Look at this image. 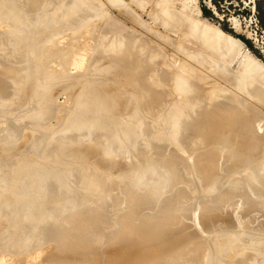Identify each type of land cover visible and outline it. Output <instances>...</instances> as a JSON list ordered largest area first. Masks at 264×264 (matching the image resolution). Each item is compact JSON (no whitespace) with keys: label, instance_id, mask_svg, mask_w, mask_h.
<instances>
[{"label":"rangeland","instance_id":"1","mask_svg":"<svg viewBox=\"0 0 264 264\" xmlns=\"http://www.w3.org/2000/svg\"><path fill=\"white\" fill-rule=\"evenodd\" d=\"M6 1H30L34 20L18 29L0 11V255L50 247L55 256L65 239L78 259L40 254L35 263L112 264L111 247L133 239L156 251L148 264H264V212L254 196L264 199V120L251 147L257 119L214 137L193 123L211 109L244 114L241 96L225 97L228 84L242 75L245 89L256 73L264 80V0ZM185 78L193 88L180 87ZM215 210L229 217H201Z\"/></svg>","mask_w":264,"mask_h":264},{"label":"bare ground","instance_id":"2","mask_svg":"<svg viewBox=\"0 0 264 264\" xmlns=\"http://www.w3.org/2000/svg\"><path fill=\"white\" fill-rule=\"evenodd\" d=\"M60 1V0H59ZM29 2V4H24V3H20L19 1L17 2V3H15V4H11L10 2H8V1H6V0H4V1H2V0H0V11H1V14H4L10 21H13V22H15V23H17L19 26H18V29L19 28H22V27H24V26H26L27 24H29L32 20H34L33 18H32V14L34 13V10L31 8V2L30 1H28ZM51 2V1H50ZM32 3H34V1L32 0ZM48 3V2H47ZM60 3V2H59ZM45 4V3H44ZM76 4V3H75ZM47 5V4H46ZM49 5H51V3H49ZM48 7V6H47ZM70 9V8H69ZM72 9V8H71ZM71 12H72V10H71ZM74 12V11H73ZM41 14V13H40ZM35 15H36V13H35ZM38 15V14H37ZM2 18H3V16H1ZM39 17V16H38ZM36 18V17H35ZM188 19V18H187ZM4 20V19H3ZM165 20V19H164ZM187 22H189V21H187ZM193 23V22H192ZM191 23V24H192ZM12 24V23H11ZM14 24V23H13ZM164 24V23H163ZM183 24V23H182ZM189 24V23H188ZM195 23H193V25H194ZM15 26V25H14ZM194 26H196V25H194ZM17 27V26H16ZM176 28V27H175ZM179 28V27H178ZM199 28V27H198ZM194 29H195V27H194ZM17 30V29H16ZM177 30V29H176ZM183 30V29H182ZM200 30H202V29H200ZM15 31V30H14ZM170 31V30H169ZM168 31V32H169ZM196 31V30H195ZM178 32V31H177ZM183 33H184V30H183ZM198 33H200V32H198ZM208 33H211V32H208ZM15 34V33H14ZM189 34H190V32H189ZM200 34H202V33H200ZM204 34V33H203ZM212 34V33H211ZM10 35V34H9ZM12 35V34H11ZM17 35V34H16ZM15 35V36H16ZM177 35H179V34H177ZM182 35H184V34H182ZM213 35V34H212ZM189 37V36H188ZM220 37V36H219ZM226 37V36H225ZM9 38H11V36H9ZM8 38V39H9ZM17 38V37H16ZM228 37H226L225 39H227ZM13 39H15V38H13ZM184 39V38H183ZM214 39H215V37H214ZM224 39V40H225ZM3 41H4V39H2ZM2 40H0V42L2 41ZM18 40V39H17ZM222 40V39H221ZM11 41V40H10ZM13 41V40H12ZM225 41H227L226 43H227V45L228 44H231V43H229L228 42V39L227 40H225ZM9 42V41H8ZM15 42H16V40H15ZM18 42V41H17ZM222 42H224L223 40H222ZM4 43V42H3ZM14 43V42H13ZM225 43V42H224ZM225 43V44H226ZM10 44H11V42H10ZM121 44V43H120ZM101 45V44H100ZM112 44H110V46L108 45V47L109 48H112L113 46H111ZM232 45H234V44H231V46ZM129 46V45H128ZM229 46V45H228ZM230 46V47H231ZM236 46H237V44H236ZM236 46H234V47H236ZM102 47V46H101ZM116 48H118V49H120V47H119V45H116L115 46ZM233 47V46H232ZM105 52V51H104ZM132 52V51H131ZM73 53V52H72ZM120 54V56H118V58L119 59H124V57H123V52L121 51V52H119ZM110 54H112V53H110ZM116 54V53H115ZM101 56V55H100ZM106 56V55H105ZM245 56V55H244ZM72 57H74L73 55H71V58ZM127 58V57H126ZM75 58H73L72 60L73 61H76V60H74ZM114 59H115V57H114ZM134 59V58H133ZM168 59V58H167ZM112 60V59H111ZM125 60V59H124ZM248 60L249 59H247V62H248ZM108 61H110V59L108 60ZM113 61V60H112ZM245 61V60H244ZM107 62V61H106ZM105 62V63H106ZM134 62V61H133ZM120 63V62H119ZM122 63V62H121ZM246 63V62H245ZM1 64V63H0ZM204 64V63H203ZM244 64V63H243ZM120 65H122V64H120ZM186 65H188V64H186ZM199 65V64H198ZM197 65V66H198ZM245 65H247V63L245 64ZM245 65H242V66H245ZM123 67H124V65H122ZM184 66V65H183ZM196 66V67H197ZM201 66V65H200ZM199 66V67H200ZM155 67V66H154ZM195 67V66H194ZM199 67H197V68H199ZM187 68H188V66H187ZM192 68V67H191ZM179 69H181V68H179ZM185 69V68H184ZM189 70H190V68H189ZM219 70V69H218ZM182 71V70H181ZM187 71H188V69H187ZM197 71V70H196ZM198 71H199V69H198ZM242 71H244L243 69H242ZM245 71H247L246 69H245ZM7 72V71H6ZM217 73H215V74H219L218 76H220V72L219 71H216ZM223 72V71H222ZM147 73H149V72H147ZM185 73V72H184ZM197 73H199V72H197ZM162 75H163V72L161 73ZM189 74V73H188ZM196 74V73H195ZM234 74V73H233ZM246 74V73H245ZM251 74V73H250ZM256 74H259V73H256ZM255 74V75H256ZM180 75H181V72H180ZM187 75V74H186ZM222 75H223V73H222ZM225 75V74H224ZM222 76L223 78L225 77V76ZM230 75V74H229ZM229 75H226V78L228 79L227 81L229 82V78L227 77V76H229ZM247 75V74H246ZM255 75H254V77H251L250 79H251V83H249L250 85L248 86V87H245V89L244 88H241L240 87V85L241 84H243V81H244V78H242V79H239L240 78V76H242V75H240L239 76V78H238V80H236V81H234V83H229L228 85H226V86H228V88L230 87V89H231V92L232 93H230V94H232V95H230V94H228L229 93V91H227V89L225 90V92L223 93V95H225V94H228V95H226L225 97L226 98H228V99H230V102L231 101H233V100H237V97H239V96H241V98H240V100H237L238 101V104H242L243 105V112H244V114L243 113H241V112H239V111H236V110H231V108H226V110H223V109H220V111L219 110H210V111H208V112H206L205 113V115H206V118L204 119L203 117H198L197 118V120L195 121V122H193L195 125H199V127L201 128V126L202 127H204L205 129L203 130V132L206 134V135H209V137H214L217 133H218V131H220L221 129H224L225 128V126L227 125V124H230V123H232L233 121H236V120H240L242 123H243V125H247V124H249V121L248 120H252V121H255L256 119L258 120V122L257 123H255V125H254V128L253 127H250V136H249V140H248V142H247V146H249V147H251L253 144H254V142H255V140H259V137H258V134L260 135V133H259V131H260V129H261V125H260V123L262 122V120H264V112H263V109H262V107L260 106V105H263L264 104V80L261 78H259V76H260V74L258 75V77H255ZM179 76V75H178ZM194 76V75H193ZM198 76H199V74H198ZM197 76V77H198ZM182 77V76H181ZM184 77V76H183ZM185 77H188V76H185ZM190 78H191V76H189ZM221 76L219 77V78H222ZM230 77V76H229ZM233 77V76H232ZM232 77H231V80H232ZM179 78H180V76H179ZM201 78V77H200ZM199 78V79H200ZM222 78V79H223ZM235 78H237V77H235ZM234 78V79H235ZM264 78V77H263ZM6 79V78H5ZM138 79V78H137ZM192 79V78H191ZM191 79H188L189 81H186V78H185V82L183 81L181 84H179V85H181L180 87H183V89L184 88H186V87H190V88H187V90L188 89H191V87L193 88V83H192V81H190ZM222 79H220V80H222ZM179 80V79H178ZM196 80H198V78L196 79ZM224 80H225V78H224ZM176 81V80H175ZM174 81V82H175ZM226 80H225V82L224 83H226L227 82ZM257 81V82H256ZM136 82V81H135ZM196 82V81H195ZM223 82V81H222ZM227 82V83H228ZM197 83V82H196ZM225 85V84H224ZM260 85H262L263 87H261ZM140 86V85H139ZM179 87V88H180ZM197 87V86H196ZM215 87H217V86H215ZM143 88V87H142ZM238 91V89H241L245 94H243V92H237L236 91V93H237V95L235 94V89ZM139 89V88H138ZM143 89H145V88H143ZM219 89H220V87H219ZM185 90V89H184ZM222 90H223V88H222ZM144 91V90H143ZM213 91H216V93H218V92H221V90H218V88H214V90ZM140 93V92H139ZM144 93H146V89H145V91H144ZM153 93V92H152ZM184 93V92H183ZM182 93V94H183ZM242 93V94H241ZM141 95V94H140ZM82 96V95H81ZM209 96L210 97H213L214 96V94H213V92L212 93H210L209 94ZM93 100V99H92ZM263 103V104H262ZM149 104V103H148ZM13 105V104H12ZM83 105V104H82ZM86 106V105H85ZM216 106V105H215ZM214 106V107H215ZM229 109V110H228ZM99 111V110H98ZM231 112V113H233L234 115H233V117L231 118V119H227L226 121H223V115H224V113H226V112ZM85 113V112H84ZM83 114V113H82ZM203 114V113H202ZM99 115V114H98ZM199 115V114H198ZM204 115V116H205ZM81 118V117H80ZM21 119V118H20ZM83 121V120H82ZM77 122V121H76ZM85 122V121H84ZM70 123V122H69ZM81 124V123H80ZM74 125V124H73ZM76 125V124H75ZM96 126V125H95ZM191 126H192V124H191ZM260 126V127H259ZM78 127V126H77ZM83 127V126H82ZM99 127V126H98ZM63 128V127H62ZM241 128V127H240ZM83 129V128H82ZM97 129V128H96ZM66 130V129H65ZM93 131V130H92ZM229 131V130H228ZM91 132V131H90ZM261 132V131H260ZM261 134H263L264 135V133H261ZM257 136V138L258 139H256L255 137ZM125 137V136H124ZM260 138H261V136H260ZM262 140V139H261ZM48 141V140H47ZM76 144V143H75ZM73 146V145H72ZM72 148V147H71ZM115 154V153H114ZM128 155V154H127ZM203 157V156H202ZM154 158V157H153ZM212 158V157H211ZM208 159H210V158H208ZM204 160V159H203ZM157 161V160H156ZM215 161V160H214ZM55 162V161H54ZM202 162H204V161H202ZM49 163V162H48ZM59 163V162H58ZM64 163V162H63ZM210 163H211V161H210ZM50 164V163H49ZM66 164V163H65ZM69 164V163H68ZM200 164V163H199ZM25 165H27V164H25ZM29 165H31V164H29ZM29 165H27V166H25L26 167V169L27 170H29L30 171V169H29ZM34 165H36V164H34ZM33 165V166H34ZM37 165H41V164H37ZM21 166V165H20ZM50 166H51V164H50ZM172 166V165H171ZM17 167H19V166H17ZM22 167V166H21ZM20 167V168H21ZM24 167V166H23ZM28 167V168H27ZM31 167V166H30ZM35 167H37V166H35ZM42 167V166H41ZM46 167H48V166H46ZM53 167V166H52ZM20 168H18V169H20ZM31 168H33L34 169V167H31ZM43 169H44V167H42ZM49 168V167H48ZM73 168V167H72ZM209 168V167H208ZM23 169V168H22ZM21 169V170H22ZM52 169V168H51ZM25 170V169H24ZM36 170V169H35ZM17 171H19L20 173H21V171L20 170H17L16 169V173H17ZM23 171V170H22ZM28 171V173H30ZM46 171H48L47 169H46ZM61 171V170H60ZM44 172V171H43ZM56 172H57V170H56ZM64 172V171H63ZM66 172V171H65ZM69 171H67V173H68ZM170 172V171H169ZM23 174L25 173L26 174V172H22ZM36 173V172H35ZM34 173V174H35ZM48 173V172H47ZM47 173H45V175L47 174ZM54 173V172H53ZM130 173V172H129ZM254 173H256L255 171L252 173V174H254ZM167 174V173H166ZM250 174V173H249ZM262 174V171H260V172H258L257 174H255V175H253V176H255V177H257V178H261L262 176H258V175H261ZM43 175V174H42ZM171 175V174H170ZM18 176H20V174L18 175ZM38 175L37 174H35V179H37L36 177H37ZM58 176V175H57ZM244 176H245V174H244ZM247 176H250V175H248L247 174ZM59 177V176H58ZM63 177V176H62ZM69 176H67V178H68ZM254 177V178H255ZM64 178V177H63ZM66 178V179H67ZM90 178V177H89ZM38 179H39V177H38ZM58 179V178H57ZM108 179V178H107ZM120 179V178H119ZM134 179H135V177H134ZM205 179H206V177H205ZM241 179V178H240ZM52 180V179H51ZM55 180V179H54ZM64 180V179H63ZM241 180H244V179H241ZM133 181V180H132ZM245 181V180H244ZM59 182V181H58ZM89 182V181H88ZM239 182H243V181H240L239 180ZM45 183V182H44ZM90 183V182H89ZM138 183V182H137ZM256 183V182H255ZM82 184V183H81ZM136 184V183H135ZM246 184H248V183H246ZM259 184V183H258ZM71 185V184H70ZM137 185V184H136ZM28 186V185H27ZM65 186H66V184H65ZM234 186H237V185H233V187ZM248 187V186H247ZM236 188V187H235ZM5 190V189H4ZM19 190H20V188H19ZM250 190V189H249ZM68 191V190H67ZM254 191V190H253ZM6 192V191H5ZM252 192V191H251ZM26 193V192H25ZM69 193V192H68ZM228 194H223V196H222V199L225 201V200H227V199H229L230 198V196L229 195H231L230 194V192H227ZM264 193V192H263ZM15 194V193H14ZM251 194V193H250ZM252 195H254V194H252ZM33 196V195H32ZM36 196V195H35ZM39 196V195H38ZM37 196V197H38ZM256 198H255V201L257 202V204L258 205H260L259 206V209H257V210H260V211H262V213L264 212V199H261V196H262V194L261 193H258V192H256L255 191V195H254ZM32 198V197H31ZM177 198V197H176ZM15 199V198H14ZM30 199V198H29ZM29 201V200H28ZM31 201V200H30ZM44 201V200H43ZM220 201V200H219ZM246 201H250V200H248L247 198L246 199H244L243 201H242V205H245L246 204ZM252 203V202H251ZM22 204V203H21ZM37 204H39V203H37ZM249 204V203H248ZM20 205V204H19ZM33 205V204H32ZM200 205V204H199ZM15 206H16V203H15ZM18 207V206H17ZM244 207V206H243ZM257 207V206H256ZM256 207H254L255 209H256ZM21 208V207H20ZM4 209V208H3ZM208 210V209H207ZM166 211V210H165ZM37 212H38V209H37ZM27 214H28V212H26ZM31 213V212H30ZM259 213V212H258ZM20 214V213H19ZM64 214V213H63ZM178 214V213H177ZM180 214V213H179ZM230 214H232V213H230ZM236 214V213H235ZM29 215V214H28ZM34 215V214H33ZM157 215V214H156ZM160 215H162L163 216V214H160ZM197 215V214H196ZM201 215V214H200ZM233 215V214H232ZM239 215V214H238ZM2 216V215H1ZM18 216V215H17ZM21 216V215H20ZM226 216H228L227 214H224L223 212H220V211H211V212H207V213H205V212H203V215L201 216L203 219L205 218V219H207L208 221L209 220H212V219H215V218H222V217H226ZM237 216V215H236ZM229 217V216H228ZM234 217H235V215H234ZM173 218V217H172ZM201 218V219H202ZM25 219V218H24ZM194 219H196V218H194ZM200 219V220H201ZM7 220V219H6ZM18 220V219H17ZM199 220V221H200ZM30 221V220H29ZM160 221H161V219H160ZM197 221V220H196ZM195 221V222H196ZM154 223L156 222V221H153ZM159 223V222H158ZM161 223V222H160ZM136 224V223H135ZM174 225V224H173ZM153 226V223L151 222V221H147V222H145L144 223V226H143V228L144 227H146V228H151ZM169 226V225H168ZM228 228V227H227ZM63 229H64V227H63ZM63 229H60L61 231L63 230ZM103 229V228H102ZM43 230V229H42ZM51 230V229H50ZM66 230V229H65ZM212 231V230H211ZM22 232V231H21ZM23 233V232H22ZM173 232H171L170 230H167V231H164L163 232V234L162 235H164L165 236V238H166V240H164V241H162L161 242V240H160V242L162 243V246L161 247H163V249H165L164 247H166V246H168V245H170V243L172 242V241H169L168 240V238H171L172 237V235H170V234H172ZM21 234V233H20ZM185 234V233H184ZM17 235V234H16ZM19 235V234H18ZM169 235V236H168ZM182 237H183V235H181ZM168 237V238H167ZM199 237V236H198ZM128 238V237H127ZM220 238V237H219ZM60 239V238H59ZM129 239V238H128ZM155 239V238H154ZM151 240V241H155V242H157V239H155V240ZM185 239V238H184ZM197 239V238H196ZM120 240V239H119ZM126 241H125V243L123 242L122 243V245H120V246H118V245H113L112 247H111V251H112V249H113V253L114 254H112V255H114L115 257H116V259H115V257H114V261H113V263L112 264H139L140 263V261L141 260H144V261H146L145 259H152L153 258V256L155 255V253H156V251H152V250H149L150 249V247H149V249H146L145 248V246H144V243H145V241H144V243L143 242H141V243H143V245L140 243V241L139 240H136V242H135V240H127V239H125ZM181 240H182V238H181ZM181 240L179 239L178 240V244H180V245H178L177 244V246L179 247V246H181ZM190 240V239H189ZM65 243H66V240L64 239L63 240ZM68 242H69V240H67ZM121 241V240H120ZM169 241V242H168ZM184 241V240H183ZM193 242H194V240H192ZM191 241V242H192ZM196 241V240H195ZM73 242V241H72ZM154 242V243H155ZM187 242V241H186ZM200 242H202V241H199V243ZM65 243H59V242H57L56 244H55V253L57 254V252H58V254L57 255H55V256H50L51 255V251L49 250V248L48 249H45L44 251H41V253L40 254H43V255H45V259H48L49 257H52V259L54 260V259H60V261L61 260H63V259H69L70 261H75L76 259H78L75 255H73L74 253V248H73V246H71V244L72 243H70V245H66ZM147 243H149V241L147 242ZM146 243V244H147ZM151 243H153V242H151ZM153 243V244H154ZM159 243V242H158ZM176 243V242H175ZM185 243V242H184ZM157 244V243H156ZM189 244V243H188ZM194 244L195 245H192V246H194V248L193 249H195V247H197V246H199V247H197V249L198 248H200V245L198 244V240H197V243L196 242H194ZM198 244V245H197ZM224 244V243H223ZM175 245V244H174ZM173 245V250H175L174 248H175V246ZM183 245V244H182ZM197 245V246H196ZM80 246V245H79ZM115 246H117V247H115ZM146 246H148V244L146 245ZM150 246V245H149ZM172 246V245H171ZM189 245H187V247H188ZM192 246H190V247H188V248H190V252L192 251V252H195V251H193L192 250ZM168 247H170V246H168ZM204 247V246H203ZM156 248V247H155ZM153 249V248H152ZM163 249H162V251H163ZM171 249V250H172ZM201 249V248H200ZM26 250V249H25ZM166 250V249H165ZM164 250V251H165ZM177 250H179V248H177ZM186 250V249H185ZM196 250V249H195ZM2 251V250H1ZM59 251H60V253H59ZM111 251H110V253H111ZM169 251H170V249H169ZM184 250H182V252H183ZM198 251V250H197ZM197 251H196V253H197ZM184 252H186V256L190 253L189 251H188V254H187V250L186 251H184ZM199 252V251H198ZM73 253V254H72ZM158 253H160L159 251H158ZM171 253H175V252H172L171 251ZM171 253H169V254H171ZM196 253H194V255H196L197 257H198V254H196ZM40 254L39 253H37V254H34V255H30V256H24V257H20V258H4V257H2V255H0V264H25V263H31V264H36L35 262L37 261L38 262V260H40L39 258H40ZM168 254V253H167ZM178 253H177V251H176V255H177ZM191 254H193V253H191ZM200 254V253H199ZM53 255H54V253H53ZM77 255V254H76ZM159 255V254H158ZM158 255H157V257H158ZM175 255V254H174ZM179 255V254H178ZM182 255H184V253H182ZM80 256V255H79ZM94 256V255H93ZM181 256V255H180ZM196 256H195V258H196ZM44 256H42V258H43ZM81 257V256H80ZM92 257V255L90 256V255H88L87 254V259H92L91 258ZM156 257V258H157ZM178 257V256H177ZM177 257H175V258H177ZM194 257V256H193ZM41 258V259H42ZM124 258L125 259H127V261H124ZM172 258H174L173 257V255H172ZM184 258V257H183ZM168 259H171V257L170 258H167V260L165 259V261L164 262H168ZM68 260V261H69ZM58 261V260H57ZM144 261H142L143 263H145ZM182 261V260H181ZM187 261V260H186ZM185 261V262H186ZM141 262V263H142ZM149 262V261H148ZM152 262H154V261H152ZM164 262H163V264H164ZM179 262V261H178ZM223 262V261H222ZM140 263V264H141ZM146 263H147V261H146ZM188 263V262H187ZM148 264V263H147ZM159 264H162V263H159ZM167 264V263H166Z\"/></svg>","mask_w":264,"mask_h":264},{"label":"trees","instance_id":"3","mask_svg":"<svg viewBox=\"0 0 264 264\" xmlns=\"http://www.w3.org/2000/svg\"><path fill=\"white\" fill-rule=\"evenodd\" d=\"M244 41V40H243Z\"/></svg>","mask_w":264,"mask_h":264}]
</instances>
